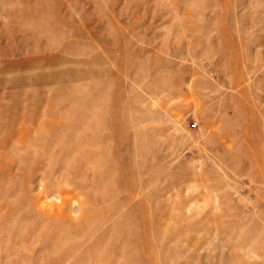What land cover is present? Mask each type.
Returning a JSON list of instances; mask_svg holds the SVG:
<instances>
[{"label":"rangeland","instance_id":"374dc122","mask_svg":"<svg viewBox=\"0 0 264 264\" xmlns=\"http://www.w3.org/2000/svg\"><path fill=\"white\" fill-rule=\"evenodd\" d=\"M0 264H264V0H0Z\"/></svg>","mask_w":264,"mask_h":264},{"label":"built area","instance_id":"2783aa9c","mask_svg":"<svg viewBox=\"0 0 264 264\" xmlns=\"http://www.w3.org/2000/svg\"><path fill=\"white\" fill-rule=\"evenodd\" d=\"M195 125H196V123L193 124V126H195Z\"/></svg>","mask_w":264,"mask_h":264}]
</instances>
